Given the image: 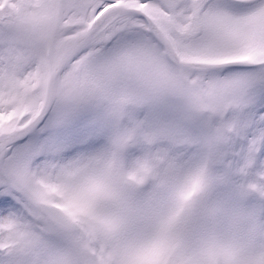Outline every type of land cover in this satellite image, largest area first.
Returning <instances> with one entry per match:
<instances>
[{
  "label": "snow or ice",
  "instance_id": "1",
  "mask_svg": "<svg viewBox=\"0 0 264 264\" xmlns=\"http://www.w3.org/2000/svg\"><path fill=\"white\" fill-rule=\"evenodd\" d=\"M0 264H264V0H0Z\"/></svg>",
  "mask_w": 264,
  "mask_h": 264
}]
</instances>
